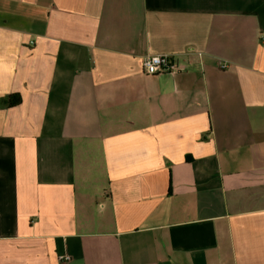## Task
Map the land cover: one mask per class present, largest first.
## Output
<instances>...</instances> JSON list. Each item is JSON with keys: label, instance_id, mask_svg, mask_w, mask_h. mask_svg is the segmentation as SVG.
<instances>
[{"label": "crops", "instance_id": "0c3cea01", "mask_svg": "<svg viewBox=\"0 0 264 264\" xmlns=\"http://www.w3.org/2000/svg\"><path fill=\"white\" fill-rule=\"evenodd\" d=\"M0 264H264V0H0Z\"/></svg>", "mask_w": 264, "mask_h": 264}, {"label": "built area", "instance_id": "2783aa9c", "mask_svg": "<svg viewBox=\"0 0 264 264\" xmlns=\"http://www.w3.org/2000/svg\"><path fill=\"white\" fill-rule=\"evenodd\" d=\"M222 69L227 67L226 64L220 66ZM143 70L146 75L156 76L162 74H175L182 70V67L168 55H150L143 61ZM61 262H70V255L59 257Z\"/></svg>", "mask_w": 264, "mask_h": 264}, {"label": "trees", "instance_id": "16d2710c", "mask_svg": "<svg viewBox=\"0 0 264 264\" xmlns=\"http://www.w3.org/2000/svg\"><path fill=\"white\" fill-rule=\"evenodd\" d=\"M3 103L8 107H14L21 103V97L19 94L11 95L7 99H4Z\"/></svg>", "mask_w": 264, "mask_h": 264}]
</instances>
